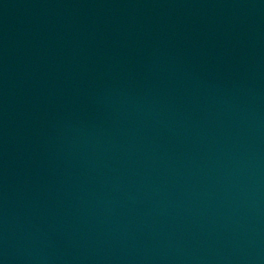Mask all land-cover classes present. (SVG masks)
<instances>
[{"label": "water", "instance_id": "water-1", "mask_svg": "<svg viewBox=\"0 0 264 264\" xmlns=\"http://www.w3.org/2000/svg\"><path fill=\"white\" fill-rule=\"evenodd\" d=\"M0 264H264V0H0Z\"/></svg>", "mask_w": 264, "mask_h": 264}]
</instances>
